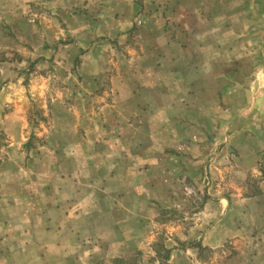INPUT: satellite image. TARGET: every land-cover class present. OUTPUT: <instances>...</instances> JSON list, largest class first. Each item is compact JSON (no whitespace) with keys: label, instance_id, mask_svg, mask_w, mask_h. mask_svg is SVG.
<instances>
[{"label":"rangeland","instance_id":"rangeland-1","mask_svg":"<svg viewBox=\"0 0 264 264\" xmlns=\"http://www.w3.org/2000/svg\"><path fill=\"white\" fill-rule=\"evenodd\" d=\"M5 1L8 0H0V4H5ZM71 1L75 3L77 0ZM89 1L95 5L98 0H85L86 4ZM157 1L166 0H119L120 3L110 0L109 16L121 21L125 19L126 26L120 32L123 38L115 39L110 45L113 51L110 57L116 68L111 67L96 76H100V86L93 89L81 87V75L87 72H71V61H67V68L59 72H54L50 66L37 70L25 65L19 79L3 93L0 92V99L3 98V102L0 100V113H11L12 104L16 102L20 109L18 112H24L27 124L24 140L20 137L19 146L13 151L7 148L9 139L0 130V201H3L0 204V225L15 228L11 230L15 241L36 238L44 245L57 243L56 248L52 245L42 249L44 252L40 248L27 249L25 264H187L188 260L191 262L196 258L207 264H253V256L259 252L261 259L257 264H264V0H220L215 16L208 14L211 19L198 31L203 55L195 54L199 50L195 45L198 40L185 42L182 51L187 54L183 61H198L201 66L199 71L192 72L188 67L184 68L185 71L172 73L175 78L169 89L174 93V104L171 105H174V110L187 109L185 112L188 111L189 115L198 113L202 126L197 130L194 122H186L194 127L189 126V136L177 133V128L167 130L168 134L162 137L161 142L167 141L165 145L169 150L161 151L157 168L147 166L144 169L157 180L151 185L150 198L131 200L129 197L125 201L130 205L127 212L132 214L100 215L95 205H101L102 201L94 200L92 209L96 210L85 217L87 224L82 221L76 224L87 226L88 232H76V235V227L71 222L75 217L53 214L21 216L19 210L12 213L5 208L4 203L11 198V193L15 195L13 203L15 201L18 206L22 201H28L30 204L35 202L33 207H38L39 200H32L36 190L27 181L30 175L34 176L32 172L35 170L28 169V163L42 158L53 160V151L43 150L48 146L46 139L50 143L55 142V135L50 132L54 126L51 113L61 109L70 111L72 115L77 113L78 119L72 121V127L68 126L77 134L70 137L73 143L89 144L94 142V136L101 141V124L107 114L104 109L115 104L113 95H116L111 92L109 82L111 76H116L119 62L125 65L126 69L120 68L119 71H123L127 79L132 80L136 76L143 82H151L149 71L138 73L135 67L136 63L140 64V59L141 64L152 59L149 55H141L142 47H149V38L142 40L141 32L149 34L154 27L156 31L167 32L168 25L163 23L153 22L146 26L140 23L143 17L155 21L160 18L158 13L163 16L160 6L155 8ZM116 4L120 6L117 8ZM212 18L215 20L213 24L210 22ZM194 24L191 26L195 27ZM30 26V32L36 33V20ZM182 29L169 33L173 35V42ZM29 42L34 46L35 41ZM0 57L6 58L4 55ZM177 62L175 59L173 63ZM79 63L74 61L75 65ZM160 75L165 80L167 73L162 71ZM195 79L200 81L197 90L187 87ZM54 82L61 85L60 88ZM40 86L44 90L41 97L36 90ZM57 97L61 103L52 106L51 100ZM181 99H184V105ZM161 103L165 104L156 95L152 103L156 113L161 109L164 111ZM182 117L181 113L177 114L172 123L182 122ZM165 120L157 122V127L164 134L168 124ZM141 139L138 137V142ZM104 141L107 142L108 138L105 137ZM114 142L119 143V137ZM255 148L258 150L256 156L250 150ZM72 154L83 160L87 159L85 155L91 156V152L83 150ZM143 154L144 158L150 153L146 151ZM83 165L81 162L79 172L85 170L88 178L94 171L86 165L83 168ZM143 165L139 169L141 175L137 176L136 169L131 173L142 186L149 181ZM210 193L231 201L233 213L228 221L237 226L236 236L216 251L194 247L198 236L211 225L200 215ZM24 226L31 228L29 233L22 231ZM45 226L54 231H48L45 238H41L44 233L36 231ZM121 229L125 230L123 235L119 233ZM6 230L0 227V240L5 239ZM175 252L179 253L177 257Z\"/></svg>","mask_w":264,"mask_h":264},{"label":"crops","instance_id":"crops-1","mask_svg":"<svg viewBox=\"0 0 264 264\" xmlns=\"http://www.w3.org/2000/svg\"><path fill=\"white\" fill-rule=\"evenodd\" d=\"M74 2L71 0H8L5 1V4H0V56L6 57L5 59L0 57L1 93L19 79V73L25 65L27 68L30 66L31 69L35 67L37 70L50 66L54 72H59L67 68V61H71V64L69 63L71 72H87V74L82 73L80 86L90 89L100 86V76L96 78L99 72L110 70L111 67L116 68L110 57L113 54L110 45H113L115 39L123 38L121 36L123 33L120 34V32L124 31L126 20L121 21L109 16L110 0H98L95 5L92 1H89L88 4L85 0ZM220 2V0H207L206 2L203 0L157 1L155 8L158 9L160 6L163 16L156 13L160 18L154 21V19L143 17L140 23L145 26L153 22L163 23L168 25L165 30L167 32L156 31L155 27L149 34L141 32L142 40L149 38V47H142L141 55H149L152 59L147 61L150 63L149 65L147 62L141 64L140 59V64L136 63L135 67L138 73L143 74L149 71L151 82H143L136 76L132 80L127 79L125 73L119 71L120 68L124 70L125 65L122 61L121 64L119 62L116 76H111L109 82L111 92L116 95H113L115 104L104 109L107 110V114L101 124L103 134L101 141H98L94 136L92 143H82L81 145L73 143L70 137L77 136V134L73 133L71 127L72 121L78 119L77 113L72 115L66 109L51 113V121L54 126L50 128V132L55 135V142L50 143L46 139L48 146L43 150L53 151V160L47 161L42 158L28 163V169L35 170L32 172L34 176L30 175L27 181L31 188L36 190V195L32 197V200H39L38 207H33L35 202L30 204L28 201H22L18 206L15 201L13 203L15 195L11 193L9 194L11 198L4 203L5 208L12 213H15V209L19 210L21 216L53 214L60 217H75L71 222L76 227L74 230L76 235V232H88L87 226L79 227L81 225L77 226L76 224L80 221L87 224L88 219L86 220L85 217L92 215L96 209L99 210L97 213L100 215L103 213L112 216L132 214L133 212H127L130 205H127L125 201L129 197L131 200L149 197L150 190H152L151 185L157 180L154 179L155 177L153 178V175H148L150 171L144 169L147 166L150 169L157 168L161 151L169 150L165 145L167 141L161 142L162 137L168 134L167 130L177 128V133H186V136H189V128L193 127L190 124L191 121L194 122L197 130H200L202 126L198 113L189 115L188 111L185 112L187 109L185 111L183 108L174 110V105H171L174 104V93L169 89L175 78L172 73L180 72V70L185 71L184 68L188 69V67L192 72L200 70L199 66L201 65L198 61H193V63L183 61V57L187 53L182 49L187 40H191L193 43L198 40V44L195 43V45L199 47V50L195 54L203 55L204 51L201 52L200 49L202 43L198 31L204 28L208 19H211L209 16H215V9L217 6L219 7ZM117 3H120L119 0ZM115 6L118 8L120 5L116 4ZM106 10L107 13H105ZM131 10L133 11L134 8L132 7ZM33 20H36L37 23L36 33L30 32V24ZM194 22L196 26L194 24L195 27H192L191 23ZM210 22L213 24L214 18ZM63 25L65 29L62 28ZM173 25L177 29H174ZM184 27L185 29H182ZM178 29H182V31L179 34L177 32L173 42V35H169V33L173 34ZM29 40L35 41L34 46L30 44ZM62 42L65 43L62 44ZM175 59L176 62L178 61L177 64L173 63ZM75 60L81 63L75 65ZM162 71L167 73L165 80L161 78ZM177 77L181 79V76L177 75ZM182 80L184 81V79ZM199 82L195 79L187 87L197 90V87L200 86ZM59 86L61 85H57V87ZM41 88L40 86L36 89L40 97L44 94V90ZM156 95L162 102H165V104H160L164 106V111L161 109L158 113H156L157 109L152 106ZM0 100L3 102V98ZM181 100L184 105V99ZM60 103L61 100L58 97L51 100L52 106H57ZM12 106L11 113L6 115L0 113V130L9 139L7 148L11 151L19 146L18 139L20 137L24 140V131L27 126L24 112H18L20 109L16 102ZM179 113L183 116L182 122L172 123ZM87 119L89 120V117ZM163 119H166L165 121L168 123L165 134L162 133L161 128L157 127V122L163 121ZM186 122L190 123L186 124ZM178 123L182 125H178ZM69 125L71 127H68ZM154 126H156L155 129H153ZM105 137L108 138L107 142L104 141ZM111 137L113 138L109 140ZM116 137H119V143L114 142ZM138 137L142 138L140 142H138ZM77 150L89 151L92 157L87 154L85 160L76 158L72 152ZM250 150L255 156L257 155L256 148ZM146 151L150 154L143 158V153ZM81 162L84 163L83 168L86 165L89 167L88 169H93L94 172L90 177L87 178L85 170L82 173L79 172ZM164 162L166 163V161ZM142 165L145 177L149 178L147 182L149 185L146 183L142 186L136 182L137 177L131 176L134 169H136L137 176L141 175L139 169ZM94 200L102 201L99 206L94 204L96 209L94 207L92 209ZM206 201L205 209L200 215L205 221L211 222V225L198 236L194 247L216 251L236 236L237 226L228 221L233 213L231 201L228 198L217 197V194L210 193L206 196ZM2 202L0 201V204H3ZM202 226L200 225L199 228ZM0 227L4 230L8 229L5 231V239L0 240V264H25L24 256L27 249L40 248L39 250L44 252L42 249L46 247L51 248L52 245L57 247V243L44 245L36 238L30 241L25 238L15 241L11 236V230L14 228L12 225H0ZM30 229V227L24 226L22 231L29 233ZM48 231L54 230L47 229L45 226L36 232L44 233L41 238H45ZM119 231L123 235L125 230ZM55 232H57L56 228ZM61 232L63 231L61 230ZM178 254V252L174 253L176 257ZM15 256H17L16 259ZM253 257H255L253 264H257L259 258L261 259V253L259 252ZM203 261L196 258L191 262L188 260L187 264H207Z\"/></svg>","mask_w":264,"mask_h":264}]
</instances>
